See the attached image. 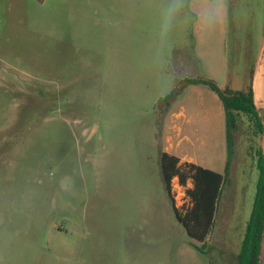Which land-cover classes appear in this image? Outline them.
Segmentation results:
<instances>
[{
    "label": "rangeland",
    "instance_id": "374dc122",
    "mask_svg": "<svg viewBox=\"0 0 264 264\" xmlns=\"http://www.w3.org/2000/svg\"><path fill=\"white\" fill-rule=\"evenodd\" d=\"M263 44L264 0H0V264H237L264 133L239 114L201 250L165 189L164 122L189 117L223 170L222 104L183 79L254 88Z\"/></svg>",
    "mask_w": 264,
    "mask_h": 264
},
{
    "label": "trees",
    "instance_id": "16d2710c",
    "mask_svg": "<svg viewBox=\"0 0 264 264\" xmlns=\"http://www.w3.org/2000/svg\"><path fill=\"white\" fill-rule=\"evenodd\" d=\"M183 81L190 85L202 84L209 87L219 97L225 117L226 131V165L224 173H218L201 166L184 163L179 164V158L168 153H161L160 167L167 195L172 203L176 219L185 228L188 236L202 243L214 224L217 205L222 188L230 174L233 158V132L237 130L239 114L247 115L254 123L258 134H263L264 126L254 103L253 87L248 86L243 90H233L229 87L222 89L216 82L203 78H185ZM175 91L165 96L162 100L168 101L174 97ZM258 179L256 193L246 225L242 244L237 254V264H259L261 242L264 232V152L260 147L257 150ZM177 176L181 184L185 185L188 179L192 180V187L187 190L192 200L191 208L181 214L173 206L170 194V182Z\"/></svg>",
    "mask_w": 264,
    "mask_h": 264
},
{
    "label": "crops",
    "instance_id": "0c3cea01",
    "mask_svg": "<svg viewBox=\"0 0 264 264\" xmlns=\"http://www.w3.org/2000/svg\"><path fill=\"white\" fill-rule=\"evenodd\" d=\"M198 85H202V84H198ZM193 86L195 87L197 85H192L190 87L193 88ZM218 121H219V116H218V111H216L215 122ZM188 125L193 126V129L187 131L186 128ZM194 125L195 124L193 123V121L189 117H187L184 113L180 111L178 112L170 111V113L167 114V117L164 122L166 135H165V144L162 153L165 152L179 158L180 165L184 163H192L221 174L224 173L225 165H226V156H225V165L222 170L220 167L221 165L220 162H217L216 160L208 161L205 159H199L198 157H196V155H194L191 152L193 148L198 147L201 137L198 136L197 129H194L196 128V125L195 126ZM218 129H219V125H218ZM224 134H225V155H226L225 117H224ZM216 136L219 137L220 133L217 132ZM206 164L213 165V167L207 166Z\"/></svg>",
    "mask_w": 264,
    "mask_h": 264
},
{
    "label": "built area",
    "instance_id": "2783aa9c",
    "mask_svg": "<svg viewBox=\"0 0 264 264\" xmlns=\"http://www.w3.org/2000/svg\"><path fill=\"white\" fill-rule=\"evenodd\" d=\"M192 187V180L188 179L185 185L181 184L177 176L173 177L170 182V194L173 206L179 213L185 214L192 206V200L187 190Z\"/></svg>",
    "mask_w": 264,
    "mask_h": 264
},
{
    "label": "bare ground",
    "instance_id": "6f19581e",
    "mask_svg": "<svg viewBox=\"0 0 264 264\" xmlns=\"http://www.w3.org/2000/svg\"><path fill=\"white\" fill-rule=\"evenodd\" d=\"M264 54L259 56L254 80V97L255 102L261 105L262 94H264ZM262 106V105H261Z\"/></svg>",
    "mask_w": 264,
    "mask_h": 264
},
{
    "label": "water",
    "instance_id": "95a60500",
    "mask_svg": "<svg viewBox=\"0 0 264 264\" xmlns=\"http://www.w3.org/2000/svg\"><path fill=\"white\" fill-rule=\"evenodd\" d=\"M261 54H264V44H263V48L261 50L260 55ZM253 92H254V88H253ZM261 98H262V106H261L262 110H260V111L258 110V113H259V116L261 117V121H262V124L264 126V94H262ZM254 103H255V97H254ZM255 105H256V103H255ZM259 264H264V232H263L262 242H261V252H260V256H259Z\"/></svg>",
    "mask_w": 264,
    "mask_h": 264
}]
</instances>
